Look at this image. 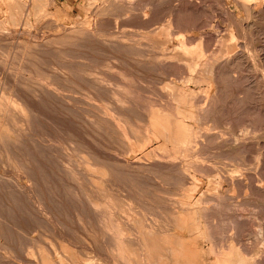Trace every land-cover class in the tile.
Wrapping results in <instances>:
<instances>
[{
    "label": "rangeland",
    "instance_id": "rangeland-1",
    "mask_svg": "<svg viewBox=\"0 0 264 264\" xmlns=\"http://www.w3.org/2000/svg\"><path fill=\"white\" fill-rule=\"evenodd\" d=\"M200 262L264 264V0H0V264Z\"/></svg>",
    "mask_w": 264,
    "mask_h": 264
},
{
    "label": "bare ground",
    "instance_id": "bare-ground-1",
    "mask_svg": "<svg viewBox=\"0 0 264 264\" xmlns=\"http://www.w3.org/2000/svg\"><path fill=\"white\" fill-rule=\"evenodd\" d=\"M7 1V0H6ZM34 1V0H33ZM246 2V1H245ZM7 3V2H6ZM248 3V2H247ZM13 4V3H12ZM38 4V3H37ZM244 4V3H243ZM11 5V4H10ZM249 12V11H248ZM251 26V25H250ZM259 47V46H258ZM183 49H184V46H183ZM182 49V50H183ZM186 49V48H185ZM185 51V50H184ZM234 51V50H233ZM186 52V51H185ZM192 53V52H191ZM233 53V52H232ZM189 54V53H188ZM202 54V53H201ZM251 54V53H250ZM243 57V56H242ZM247 60V59H246ZM251 66V65H250ZM248 67V66H247ZM249 68V67H248ZM246 72V71H245ZM263 72V71H262ZM262 77V76H261ZM184 97V96H183ZM182 99V98H181ZM181 101V100H180ZM184 101V100H183ZM184 107V106H183ZM186 107V106H185ZM192 108V107H191ZM191 110V109H190ZM182 112V111H181ZM163 115V114H162ZM179 115V114H178ZM166 116V115H165ZM170 116V115H169ZM168 116V117H169ZM173 116V115H172ZM181 116V115H180ZM157 117V116H156ZM167 117V118H168ZM176 117H179V116H176ZM184 117V116H183ZM175 118V117H174ZM180 118V117H179ZM178 118V119H179ZM158 119V118H157ZM164 120H165V118H163ZM183 119V118H182ZM182 119H181V121H182ZM156 120V119H155ZM167 121V120H166ZM172 121V120H171ZM175 121V120H174ZM155 122V121H154ZM170 122V121H169ZM173 122V121H172ZM153 123V122H152ZM150 124V123H149ZM158 124V123H157ZM173 124H175V122L173 123ZM163 125V124H162ZM168 125V124H167ZM172 125V124H171ZM153 127H155V126H153ZM188 126H186L185 125V123L183 122H178L177 123V118H176V126H175V128H176V130H177V132H175V131H173V133L175 132V133H177L179 136H180V140H186L187 138H189V136H190V132H189V130L190 129H188L187 128ZM151 128V127H150ZM158 127H156L155 129H157ZM161 128V127H160ZM172 128V127H171ZM163 129V128H162ZM167 129V128H166ZM172 129H174V127L172 128ZM157 130H159V129H157ZM161 131V130H160ZM163 131V130H162ZM161 131V132H162ZM169 131V130H168ZM168 131H165L166 133L168 132ZM191 131V130H190ZM137 135V134H136ZM160 135V134H159ZM174 135H176V134H174ZM173 135V138L174 137H178V136H174ZM167 136V135H166ZM168 137V136H167ZM171 137V136H170ZM141 138V137H140ZM160 138V137H159ZM164 138H165V136H164ZM213 138V137H212ZM179 139V138H178ZM167 140H169V139H167ZM172 140V139H171ZM131 141V140H130ZM176 141H177V138H176ZM164 146V145H163ZM93 151V150H92ZM99 151V150H98ZM97 163V162H96ZM89 172V171H88ZM235 174V173H234ZM191 208V207H190ZM189 211V210H188ZM200 213V212H199ZM188 215V214H187ZM208 216V215H207ZM190 218H191V216H190ZM192 219V218H191ZM191 219H190V221H191ZM186 221V220H185ZM192 222V221H191ZM184 223V222H183ZM186 223H187V221H186ZM196 225V224H195ZM180 236V235H179ZM178 238V237H177ZM177 240H179V239H177ZM182 240H183V238H182ZM179 242H180V240H179ZM185 242V241H184ZM194 242V241H193ZM168 243V242H167ZM180 244V243H179ZM190 244V243H189ZM182 245H183V243H182ZM180 246H181V244H180ZM180 246L178 245L177 247H179L180 248ZM192 247V246H191ZM195 246H193L192 248L193 249H195L194 248ZM119 248V247H118ZM198 248V247H197ZM157 249V248H156ZM189 249V248H188ZM192 249V250H193ZM201 250V249H200ZM187 251V250H186ZM189 251L191 252V250L189 249ZM193 252V251H192ZM124 253V252H123ZM201 253V252H200ZM156 255V254H155ZM181 255V254H180ZM184 255H186V254H184ZM195 257V256H194ZM193 257V258H194ZM223 258V257H222ZM241 258L242 257H240V260H241ZM150 259V258H149ZM225 259V258H224ZM227 259V258H226ZM225 259V260H226ZM86 260V259H85ZM232 260V259H231ZM244 260V259H243ZM217 261V260H216ZM233 261V260H232ZM245 261V260H244ZM50 262V261H49ZM220 262V261H219ZM226 262V261H225ZM229 262V261H228ZM240 263L242 262V260L241 261H239ZM222 264H223V262H221ZM243 263V262H242ZM51 264V263H50ZM85 264V263H84ZM163 264V263H162ZM188 264V263H187ZM192 264V263H191ZM199 264V263H198ZM200 264H201V262H200ZM230 264V263H229ZM235 264V263H234Z\"/></svg>",
    "mask_w": 264,
    "mask_h": 264
}]
</instances>
